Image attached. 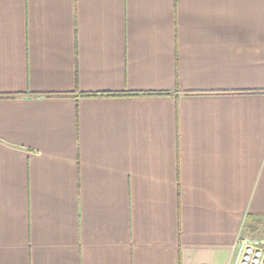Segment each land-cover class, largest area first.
<instances>
[{
	"label": "crops",
	"instance_id": "1",
	"mask_svg": "<svg viewBox=\"0 0 264 264\" xmlns=\"http://www.w3.org/2000/svg\"><path fill=\"white\" fill-rule=\"evenodd\" d=\"M261 234L264 0H0V264H230Z\"/></svg>",
	"mask_w": 264,
	"mask_h": 264
},
{
	"label": "built area",
	"instance_id": "2",
	"mask_svg": "<svg viewBox=\"0 0 264 264\" xmlns=\"http://www.w3.org/2000/svg\"><path fill=\"white\" fill-rule=\"evenodd\" d=\"M230 264H264V240L239 238Z\"/></svg>",
	"mask_w": 264,
	"mask_h": 264
},
{
	"label": "rangeland",
	"instance_id": "3",
	"mask_svg": "<svg viewBox=\"0 0 264 264\" xmlns=\"http://www.w3.org/2000/svg\"><path fill=\"white\" fill-rule=\"evenodd\" d=\"M257 235H258V234H257ZM262 237H264V235H263V234H261L260 238H262Z\"/></svg>",
	"mask_w": 264,
	"mask_h": 264
},
{
	"label": "trees",
	"instance_id": "4",
	"mask_svg": "<svg viewBox=\"0 0 264 264\" xmlns=\"http://www.w3.org/2000/svg\"><path fill=\"white\" fill-rule=\"evenodd\" d=\"M128 95H131V94H128ZM108 96H116V95H108Z\"/></svg>",
	"mask_w": 264,
	"mask_h": 264
}]
</instances>
